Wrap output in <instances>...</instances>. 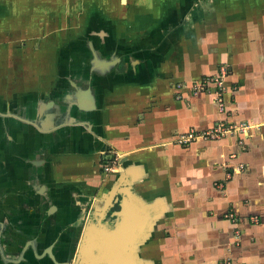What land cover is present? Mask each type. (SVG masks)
<instances>
[{
    "label": "crops",
    "instance_id": "obj_1",
    "mask_svg": "<svg viewBox=\"0 0 264 264\" xmlns=\"http://www.w3.org/2000/svg\"><path fill=\"white\" fill-rule=\"evenodd\" d=\"M103 147L148 264H264V0H0V264L71 262Z\"/></svg>",
    "mask_w": 264,
    "mask_h": 264
},
{
    "label": "water",
    "instance_id": "obj_2",
    "mask_svg": "<svg viewBox=\"0 0 264 264\" xmlns=\"http://www.w3.org/2000/svg\"><path fill=\"white\" fill-rule=\"evenodd\" d=\"M130 183L124 177L102 193L103 203L98 209L91 208L92 216H86L74 256L65 264H148L139 259L137 250L155 231L151 221L156 204L149 206L136 199ZM113 201H118L119 209L112 212L116 218L108 221L105 216Z\"/></svg>",
    "mask_w": 264,
    "mask_h": 264
},
{
    "label": "rangeland",
    "instance_id": "obj_3",
    "mask_svg": "<svg viewBox=\"0 0 264 264\" xmlns=\"http://www.w3.org/2000/svg\"><path fill=\"white\" fill-rule=\"evenodd\" d=\"M104 154H108V159H105ZM112 154V155H111ZM122 156V155H121ZM120 156H118V153H115L113 151V148L111 149L110 147H103V153L100 154L97 157V171L92 173L91 177V186H92V192L94 196L98 197V202H97V209L101 206L103 203L104 197L102 196L103 192H107L111 186L116 185L120 182V179L118 175L113 172L115 171L114 169L117 167L118 163L121 161ZM108 167V168H105ZM122 170V169H120ZM107 184V185H106ZM91 196V195H90ZM119 199V196H117ZM87 200V199H86ZM91 200V199H90ZM87 206H89V202L87 201ZM118 201H113L112 206L108 210V216L105 218L108 221H111L116 218V215L112 214L113 211L119 209V205L117 203ZM85 216H92L90 214V211L85 212ZM155 242V241H154ZM153 242V243H154ZM144 246H147L146 243L143 244ZM142 245V246H143ZM142 246H139L137 252H138V257L140 260H144V251L142 250ZM153 247V246H152Z\"/></svg>",
    "mask_w": 264,
    "mask_h": 264
},
{
    "label": "built area",
    "instance_id": "obj_4",
    "mask_svg": "<svg viewBox=\"0 0 264 264\" xmlns=\"http://www.w3.org/2000/svg\"><path fill=\"white\" fill-rule=\"evenodd\" d=\"M224 71L218 73V74H211L205 76L200 82L195 83L192 85L193 92H199V93H211L213 95V98L216 99L219 103L220 109H222L221 106V94H222V82H221V76L223 75ZM210 84H213V87L211 88V91L209 92L206 90L207 86ZM245 124H240V125H234L231 123H224V122H219L216 125L208 128V129H203V130H193L190 128L187 132L181 133L176 140L178 142H187L196 138H203V139H208V138H217L222 135L228 134L233 132L234 130H242L244 131L245 129ZM108 168V167H105Z\"/></svg>",
    "mask_w": 264,
    "mask_h": 264
},
{
    "label": "trees",
    "instance_id": "obj_5",
    "mask_svg": "<svg viewBox=\"0 0 264 264\" xmlns=\"http://www.w3.org/2000/svg\"><path fill=\"white\" fill-rule=\"evenodd\" d=\"M189 130V128L185 131V132H187ZM182 133H184V132H182ZM125 138H123V140H124ZM208 139H213V138H208ZM119 140V139H118ZM113 146L116 148V149H128L127 147H129L130 145H131V143H129V142H115V138L113 139ZM104 157H105V159H108V157H107V154H104ZM123 169H124V171H125V173H126V175L128 176V178L131 180V181H135V179L131 176V175H129V173H128V170H129V168H128V166H124L123 167ZM146 187H148V188H152V185H150L149 184V182H147L146 183Z\"/></svg>",
    "mask_w": 264,
    "mask_h": 264
},
{
    "label": "flooded vegetation",
    "instance_id": "obj_6",
    "mask_svg": "<svg viewBox=\"0 0 264 264\" xmlns=\"http://www.w3.org/2000/svg\"><path fill=\"white\" fill-rule=\"evenodd\" d=\"M106 216H108V211H107V213H106ZM106 216H105V218H107Z\"/></svg>",
    "mask_w": 264,
    "mask_h": 264
}]
</instances>
